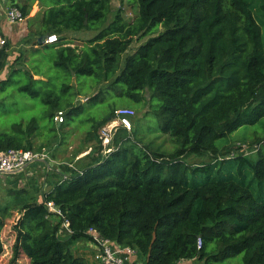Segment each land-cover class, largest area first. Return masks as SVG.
Segmentation results:
<instances>
[{
  "label": "trees",
  "instance_id": "trees-1",
  "mask_svg": "<svg viewBox=\"0 0 264 264\" xmlns=\"http://www.w3.org/2000/svg\"><path fill=\"white\" fill-rule=\"evenodd\" d=\"M44 2L30 31L35 41L28 60L21 53L8 66V42L1 53L0 73L7 74L0 80V152L22 149L50 157L48 149L65 142V129L86 114L83 105H73L80 95L73 82L77 86L81 78L108 83L89 102L108 91L136 103L148 95L153 132L178 148L158 153L133 129L103 155L97 131L118 108L109 104L98 120L88 115L84 124L90 125L88 140L97 157L62 167L59 181L40 199L9 192L0 204V257L1 232L13 218L9 264H97L91 251L89 262L75 252L86 247L89 229L135 249L145 264H228L238 256L240 264H264V136L253 156L225 153L201 164L186 159L217 155L218 144L244 126L259 123L264 130V0H133L130 21L121 9L109 20L111 0ZM9 4L24 17L30 12L28 4ZM80 31L96 34L81 48L70 46L67 34ZM52 35L56 42L45 43ZM144 37L131 51L134 40ZM26 65L28 70L17 68ZM14 94L38 103L39 113L27 120L16 116L2 103ZM58 112L64 116L59 125ZM189 171L208 173L197 183L188 180ZM48 201L61 219L51 218ZM65 221L70 234L60 236Z\"/></svg>",
  "mask_w": 264,
  "mask_h": 264
},
{
  "label": "rangeland",
  "instance_id": "rangeland-1",
  "mask_svg": "<svg viewBox=\"0 0 264 264\" xmlns=\"http://www.w3.org/2000/svg\"><path fill=\"white\" fill-rule=\"evenodd\" d=\"M17 5L22 4H37L39 2L46 3V0H17ZM257 0H255L256 3ZM50 1H47L46 4H49ZM111 9L112 13L109 16L111 20L114 13L117 9H121L122 16L126 21L133 19L136 13V5L133 0H111ZM26 24L25 29L27 31V36L22 38L21 36L17 37L15 42L9 41L8 49V66L14 64V60L21 53L24 54L25 58L28 60V53L31 51V47L35 41V36L30 33L37 23H32L31 20L24 21ZM262 31L264 33V26H262ZM162 29H158V32ZM29 32V33H28ZM157 32V33H158ZM156 33V34H157ZM96 34L95 31H80V32H69L67 38L69 39V45L72 47L81 48L88 39L92 38ZM155 35V34H154ZM149 37L141 38L140 40H134V43L131 45V51H134L140 44L144 43ZM129 53V52H128ZM22 54V55H23ZM39 56V55H34ZM40 57V56H39ZM22 61V59H21ZM41 66L46 63V59L41 60ZM23 67H27L23 66ZM28 70V68H26ZM7 74V69L0 73V80H3ZM34 79H41L35 77ZM92 81V82H91ZM76 82H73V85L79 89V96L74 98L73 105H83L84 111L86 114L77 116L71 122V128L67 127L65 129V142L61 141L54 142L53 146L48 149L51 151L49 160L44 162H34L30 164L21 175H12V176H0V204L5 203L8 200L9 192L12 190H23L26 191L28 195L41 198V195L47 192V187L45 188L46 181L54 179L53 175H60L62 172L60 167L69 168L68 165H78V159L81 161H87L88 157L96 156L98 152L96 151V146L92 144L89 138V124H84L85 118L90 115L95 120L100 119L104 116L109 109V104H113L116 108L127 107L132 109L134 112L133 117L130 120L131 128L130 131H124L123 129L117 128L114 135L111 136L110 145L113 142V145L118 143V139L130 135L133 129L137 133H140V139L147 143L150 148L157 151L158 153L164 155H170L178 148V145H175L167 136L154 133L153 130L156 127V121L151 116L150 113L146 114L149 111V102L148 95L141 103H136L134 101L128 100L126 98H118L114 96L110 91L106 92L102 98H98L89 102L88 100L94 95H102L103 92L107 89V82L94 83L93 80L89 78H81L80 84L75 85ZM89 102V103H88ZM3 105L18 111L15 114L16 116H25L24 120H27L30 116L36 115L39 113L40 105L35 103L26 96L20 94H14L8 96L3 102ZM88 103V104H87ZM154 104V101L153 103ZM13 115V114H12ZM17 121H20L19 119ZM42 123V122H41ZM253 126H244L237 130L236 132L229 135L228 138L224 139L218 144V153L210 155L205 152L196 153L189 155L186 159L189 163H207L214 162V157H222V154L228 153L229 155H242V156H253L257 151V140L264 136V130L258 125ZM104 129H98V137H102ZM99 140L103 143L102 138ZM38 144V142H36ZM101 153H103V145L101 144ZM95 148V149H94ZM89 153V154H88ZM88 154V155H87ZM87 155V157L85 156ZM58 170V171H57ZM208 172H197L192 174L189 171V181L194 180L197 183H201L205 180ZM62 175V174H61ZM212 175V173L210 174ZM13 219V218H12ZM12 219L7 222V226L2 230L1 237L4 245V252L0 257V264H9L10 246L14 240L11 236V225ZM79 245V244H78ZM81 248L76 250L77 254H85L87 258H84L87 262L90 261V252L91 249L87 247L80 246ZM74 249L77 248V245H74ZM89 250V251H88ZM141 264H145V259H140ZM16 264H24V261H18ZM184 264H202L198 260L187 261ZM228 264H240V256L233 258L228 262Z\"/></svg>",
  "mask_w": 264,
  "mask_h": 264
},
{
  "label": "built area",
  "instance_id": "built-area-1",
  "mask_svg": "<svg viewBox=\"0 0 264 264\" xmlns=\"http://www.w3.org/2000/svg\"><path fill=\"white\" fill-rule=\"evenodd\" d=\"M29 15V14H28ZM3 17L6 25L13 26L22 23L24 17L21 10L9 4V0H0V17ZM45 43L56 42V36L52 35L44 40ZM7 39L0 28V57L4 49H6ZM134 112L130 108H118L114 112L112 121L106 124L103 129V155L110 152L112 148L110 145L111 136L114 135L117 128L130 130V119L133 117ZM55 123L58 125L63 123L64 116L62 112H58L54 117ZM49 160L47 153H37L29 150H8L0 152V176H12L22 173L30 164L34 162H44ZM69 168L72 165H68ZM65 177H63L64 179ZM47 211L50 213L51 218L61 219V211L54 205L53 202H45ZM89 239L86 241V247L91 249L93 261L97 264H141L138 260L139 255L135 249L130 247H121L110 240L104 239L93 230H88ZM60 236L70 234L68 230V223L65 221L58 232ZM201 247V239H197V249ZM186 260H180L175 264H184Z\"/></svg>",
  "mask_w": 264,
  "mask_h": 264
},
{
  "label": "crops",
  "instance_id": "crops-1",
  "mask_svg": "<svg viewBox=\"0 0 264 264\" xmlns=\"http://www.w3.org/2000/svg\"><path fill=\"white\" fill-rule=\"evenodd\" d=\"M16 3H18L17 0H16ZM29 5H30V12L28 13L29 15L26 16L24 21L31 20L32 23H37L38 24V22L42 18L43 12L45 11V7L42 6L43 4L41 2H39V5H37V4H32V5L29 4ZM24 21L22 23H19V24H16V25L9 26V25L5 24L3 17L2 16L0 17V28L3 31V34L5 35V38L7 39V42H9V41H11V43L15 42L17 40L18 36H21L22 38L27 36V31H26V29L24 27V26H26V24H24ZM37 24H36L35 28L32 31L36 30ZM60 168H61V170H59L60 172H64L65 171L64 168H62V167H60ZM21 174H23V173H20L19 175H21ZM53 176H54V179L52 181H51V179L46 181L45 188L46 187L48 188L47 192H49L52 189L53 182H58L59 181V176L60 175L56 174V175H53ZM85 246H86V243H85Z\"/></svg>",
  "mask_w": 264,
  "mask_h": 264
},
{
  "label": "water",
  "instance_id": "water-1",
  "mask_svg": "<svg viewBox=\"0 0 264 264\" xmlns=\"http://www.w3.org/2000/svg\"><path fill=\"white\" fill-rule=\"evenodd\" d=\"M44 39L41 37L40 39H39V42H41V41H43ZM18 69H21V68H24V69H26L25 67H23V66H18L17 67ZM74 73H72V75H73Z\"/></svg>",
  "mask_w": 264,
  "mask_h": 264
}]
</instances>
